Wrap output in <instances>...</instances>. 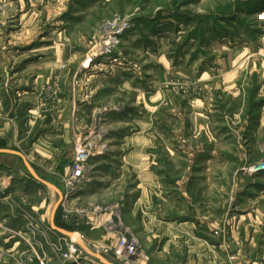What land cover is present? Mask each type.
Returning a JSON list of instances; mask_svg holds the SVG:
<instances>
[{
  "label": "crops",
  "instance_id": "obj_1",
  "mask_svg": "<svg viewBox=\"0 0 264 264\" xmlns=\"http://www.w3.org/2000/svg\"><path fill=\"white\" fill-rule=\"evenodd\" d=\"M71 2V12L59 14ZM84 2L12 0L0 14V149L23 153L56 186L69 175L79 129L99 125L105 135L115 114L101 113L107 110L96 102L106 98L107 73L83 68L121 65L120 59L82 68L74 51L69 21ZM52 12L67 19L39 28L40 18ZM202 67L184 76L198 89L193 96L176 98L165 90L143 97L148 120L139 128L151 131L154 116L163 115L162 134L154 129L148 136L103 140L117 149L109 163L101 155L103 164L92 167L104 181L90 179L65 204L87 220L79 226L87 248L82 263L103 264L88 250L93 244L116 247L125 235L139 246L137 264H264V172H245L264 160V35L229 43L224 57ZM123 109L116 113L123 121L137 112ZM125 172L133 176L131 185L114 190L112 180ZM27 173L21 158L0 154V190H6L0 203L11 190L28 189Z\"/></svg>",
  "mask_w": 264,
  "mask_h": 264
},
{
  "label": "rangeland",
  "instance_id": "obj_2",
  "mask_svg": "<svg viewBox=\"0 0 264 264\" xmlns=\"http://www.w3.org/2000/svg\"><path fill=\"white\" fill-rule=\"evenodd\" d=\"M249 3L250 0H85L84 5H79L81 11L77 12V19L71 18L69 21L73 24L72 28H75L70 36L73 39L77 61L82 60L83 68V63L89 58L94 59L92 63L94 64L101 59L118 57L121 65L107 66L104 63L106 66L100 67V64H95L91 65L88 71H84L88 72L86 74L93 71L95 75L107 73L106 98L104 96L96 102L97 106L101 105L107 110L101 113L115 114L108 118L109 124H112L106 129L105 135L101 134L99 125L79 129L77 141L81 137L86 138L87 149L92 155L85 165L84 178L77 186L78 189L84 188L92 178L104 181L95 178L92 174L95 169L92 167L103 164L98 158L101 155L106 156L108 158L106 162L109 163L110 152L117 150L103 143L107 137L115 138V135L131 137L139 133L148 136L149 133H155L154 129L157 134L163 133V115L156 114V120L155 116L152 118L154 128L151 131L143 128L142 131L139 128V123L148 120L143 101L148 91L167 90L176 98L187 93L193 96L198 89L193 79L187 80L185 77L190 74L195 76L203 69V64H210L212 60L224 57L229 43H241L245 38L264 35V24L255 18L257 13L264 11V7L262 11L256 13L251 10ZM72 7L71 2L69 7L66 6L68 9L58 12L62 13L61 15L69 14ZM59 14L52 12L51 15L42 16L38 22L39 28H54L53 25L60 17L67 19V15L62 17ZM124 25L129 30L119 38L118 44L111 46L110 57L101 54L100 47L103 48L104 38L110 33L106 28L117 29ZM83 81L88 82L87 79ZM119 81L126 83L121 86ZM121 108H124L125 113L133 110L137 112L132 118L125 116L126 119L123 121L116 115L120 113ZM99 115L100 113L96 115L97 122L100 121ZM80 119L83 120L82 114L77 112L76 123ZM74 156L69 173L73 167ZM261 158L249 165L263 162ZM23 173L26 174L25 171ZM26 176L29 178L28 189L11 190L8 199L3 201V204L0 203V220H7L5 225L0 221V239L4 241L8 236L14 237L7 243H0V264H67L82 259L85 251L76 240L73 242L80 248L76 246V253L73 255L69 253V243L52 232L49 227L50 213L57 199L56 194L45 187L40 189L41 185L36 184L29 173ZM118 179L112 180L114 190H124L121 183L130 186L133 176L131 172H125L123 178H120V181ZM63 184L57 182L59 188L65 189ZM18 186L23 188L21 185ZM5 193L6 190H0V196ZM34 209L38 210L35 211L37 213L33 212ZM114 214L118 216V212ZM59 222L70 231L79 232V226L87 220L84 221L74 207L69 211L65 205ZM111 224L113 226L118 224L116 217ZM134 242L136 243L135 240ZM94 246L96 244L92 245ZM66 254L69 255L68 258L64 257ZM104 257L112 259L113 256ZM114 259L118 264H137L136 261L129 262L123 257L115 256Z\"/></svg>",
  "mask_w": 264,
  "mask_h": 264
},
{
  "label": "built area",
  "instance_id": "obj_3",
  "mask_svg": "<svg viewBox=\"0 0 264 264\" xmlns=\"http://www.w3.org/2000/svg\"><path fill=\"white\" fill-rule=\"evenodd\" d=\"M10 1L12 0H0V14L3 12V10L5 9V7ZM255 18L264 24V11L257 13ZM126 27L127 26L124 25L122 28H117V29L106 28V31H109L110 33H107V35L104 38V41L102 44L104 48V52L102 50L101 54L110 55V53L112 52L111 46L118 44L120 42L119 41L120 36L125 33V30L129 29ZM107 42L109 43L106 44ZM93 61H94L93 58H91L90 60H86L85 64H83V67L87 63L89 64L90 62L93 63ZM89 69L90 68H83V70L85 71H88ZM81 139L82 137L77 141V144H76L77 150L75 152L72 170L69 173V175L63 179L64 185H65L64 191L66 194H69L63 206H65L69 198H71L74 195V192L78 189L77 186L82 183V180L84 178L85 169H86L85 165L88 162L90 156L92 155V153L87 149V146H86L87 139L86 138H83L82 140ZM246 171L249 175H257V174L264 172V161L258 164L249 165L246 168ZM87 224L93 227L96 223L90 221ZM77 234L81 238V240L84 241V236L81 235L79 232H77ZM62 239L69 243L70 245L69 253L70 254L74 255L76 253V246L80 248V246H78L77 243L70 241L68 239H65V238H62ZM92 249L94 252L99 253L103 256L111 255L113 257L116 256L118 258L123 257L127 259L129 262H134L139 253V247L134 242V240H131L125 236H122L119 239V242L116 247L96 245ZM68 256L69 255L66 254L64 257L68 258ZM81 262H82V259H76L69 263L80 264Z\"/></svg>",
  "mask_w": 264,
  "mask_h": 264
},
{
  "label": "water",
  "instance_id": "obj_4",
  "mask_svg": "<svg viewBox=\"0 0 264 264\" xmlns=\"http://www.w3.org/2000/svg\"><path fill=\"white\" fill-rule=\"evenodd\" d=\"M0 154H10V155H15L18 156L19 158H21V160L23 161L28 173L30 174V176L33 178V180L35 182H37L38 184L42 185L43 187L51 190L52 192H54L57 196V200L54 203L52 210H51V214H50V229L52 232L56 233L57 235H59L62 238L68 239L70 241H74L76 240V242L82 246V248H85V245L83 244V241L81 240V238L78 236L76 231H70L67 230L65 228L60 227L57 224V215L58 212L60 211V209L62 208V206L64 205L66 199L68 198L69 194H66L65 191L61 188H59L58 186H56L55 184L45 180L38 172L37 170L34 168V166L29 162V160L27 159V157L19 152V151H15V150H6V149H0ZM90 251V253L97 258L101 263L103 264H113L110 261H108L103 255L94 252L93 250H88Z\"/></svg>",
  "mask_w": 264,
  "mask_h": 264
},
{
  "label": "trees",
  "instance_id": "obj_5",
  "mask_svg": "<svg viewBox=\"0 0 264 264\" xmlns=\"http://www.w3.org/2000/svg\"><path fill=\"white\" fill-rule=\"evenodd\" d=\"M249 5H251V10H252L253 12H256V13H257V12H260V11L263 10L264 2H263V0H250ZM252 6H253V7H252ZM58 214H59V212H58ZM56 221H57V224H58L60 227L69 230L68 228H66L64 225H62V224L59 222L60 220L58 219V216H57Z\"/></svg>",
  "mask_w": 264,
  "mask_h": 264
},
{
  "label": "bare ground",
  "instance_id": "obj_6",
  "mask_svg": "<svg viewBox=\"0 0 264 264\" xmlns=\"http://www.w3.org/2000/svg\"><path fill=\"white\" fill-rule=\"evenodd\" d=\"M129 29H127V30H125V33L124 34H126V32L128 31ZM124 34H122L121 36H120V38L124 35ZM112 40H113V38H112ZM114 42H116V41H114ZM109 42H107L106 44H108ZM101 48V51L103 50V52H104V48H102V47H100ZM105 56H107V57H110L109 55H105Z\"/></svg>",
  "mask_w": 264,
  "mask_h": 264
}]
</instances>
